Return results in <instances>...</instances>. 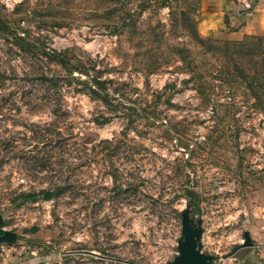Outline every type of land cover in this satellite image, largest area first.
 <instances>
[{
    "label": "rangeland",
    "instance_id": "1",
    "mask_svg": "<svg viewBox=\"0 0 264 264\" xmlns=\"http://www.w3.org/2000/svg\"><path fill=\"white\" fill-rule=\"evenodd\" d=\"M197 5L0 0L19 32L97 54L144 105L127 123L63 87L52 109L0 35V71L14 69L0 83V222L15 232L3 264H161L176 253L186 189L212 264L230 263L243 231L264 240V29L202 33Z\"/></svg>",
    "mask_w": 264,
    "mask_h": 264
},
{
    "label": "trees",
    "instance_id": "2",
    "mask_svg": "<svg viewBox=\"0 0 264 264\" xmlns=\"http://www.w3.org/2000/svg\"><path fill=\"white\" fill-rule=\"evenodd\" d=\"M0 35L28 57L26 65L28 69L23 72H31V74H26L25 77L29 78L31 82L37 83L43 94L53 99V106L50 108L56 109L59 105L56 97L60 94L61 88L70 87L73 91L83 92L89 97L99 100L112 114L121 111L126 117L127 123H131L135 119L138 109H144V105L138 104L136 97H132L130 94L131 90L136 89V86L128 81L104 75L108 66L102 63L97 54L92 55L73 44L62 47L50 46L44 42L40 35L33 36L19 32L6 17L1 15ZM51 64L52 66H50ZM9 71L14 72V69L10 68ZM8 72L0 71V83L4 77L8 76ZM197 91L202 93L200 87L197 88ZM107 118V115H102L101 121ZM55 187L57 188L59 185H55ZM39 192L47 197L52 195V192L47 189H41ZM183 194L187 205L195 203L193 190L186 189Z\"/></svg>",
    "mask_w": 264,
    "mask_h": 264
},
{
    "label": "crops",
    "instance_id": "3",
    "mask_svg": "<svg viewBox=\"0 0 264 264\" xmlns=\"http://www.w3.org/2000/svg\"><path fill=\"white\" fill-rule=\"evenodd\" d=\"M195 12L202 33L238 38L264 29V0H198ZM229 264H264V240L250 236L249 244L237 246Z\"/></svg>",
    "mask_w": 264,
    "mask_h": 264
},
{
    "label": "water",
    "instance_id": "4",
    "mask_svg": "<svg viewBox=\"0 0 264 264\" xmlns=\"http://www.w3.org/2000/svg\"><path fill=\"white\" fill-rule=\"evenodd\" d=\"M180 235L176 241V253L172 258L161 264H212L213 255L200 249L199 236L202 231L200 219L195 220L188 214L185 206L180 210ZM15 237V232L2 227L0 222V242H10ZM242 245L250 243V236L243 231Z\"/></svg>",
    "mask_w": 264,
    "mask_h": 264
},
{
    "label": "built area",
    "instance_id": "5",
    "mask_svg": "<svg viewBox=\"0 0 264 264\" xmlns=\"http://www.w3.org/2000/svg\"><path fill=\"white\" fill-rule=\"evenodd\" d=\"M245 3V5H247V3L246 2H244ZM0 247H1V249H2V244H0Z\"/></svg>",
    "mask_w": 264,
    "mask_h": 264
}]
</instances>
